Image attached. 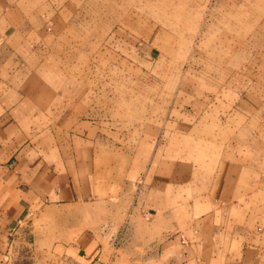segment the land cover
I'll use <instances>...</instances> for the list:
<instances>
[{
    "label": "crops",
    "instance_id": "obj_1",
    "mask_svg": "<svg viewBox=\"0 0 264 264\" xmlns=\"http://www.w3.org/2000/svg\"><path fill=\"white\" fill-rule=\"evenodd\" d=\"M73 1L0 0V264L108 259L89 237L51 249L24 237L34 213L70 221L91 200L148 215L161 264H264V85L194 101L158 147L151 134L137 151L105 146L65 62ZM133 15L116 29L135 28Z\"/></svg>",
    "mask_w": 264,
    "mask_h": 264
},
{
    "label": "rangeland",
    "instance_id": "obj_2",
    "mask_svg": "<svg viewBox=\"0 0 264 264\" xmlns=\"http://www.w3.org/2000/svg\"><path fill=\"white\" fill-rule=\"evenodd\" d=\"M73 2L79 11L65 62L88 86L94 108L87 118L105 146L137 151L151 134L158 147L194 101L219 99L226 86L258 93L264 85V0ZM128 10L135 28L116 29ZM58 212L34 213L25 240L36 236L51 249L58 240L89 237L88 252L101 249L111 264H161L152 249L160 231L145 214L111 200L72 206L70 221Z\"/></svg>",
    "mask_w": 264,
    "mask_h": 264
},
{
    "label": "built area",
    "instance_id": "obj_3",
    "mask_svg": "<svg viewBox=\"0 0 264 264\" xmlns=\"http://www.w3.org/2000/svg\"><path fill=\"white\" fill-rule=\"evenodd\" d=\"M147 217L149 216L147 215ZM51 263L52 264H111V260L109 258L108 259L103 258L101 253H99L85 263L73 260L71 257L66 255H59Z\"/></svg>",
    "mask_w": 264,
    "mask_h": 264
}]
</instances>
